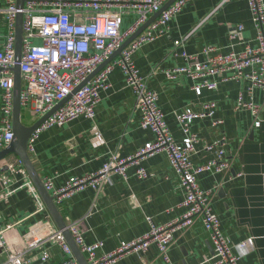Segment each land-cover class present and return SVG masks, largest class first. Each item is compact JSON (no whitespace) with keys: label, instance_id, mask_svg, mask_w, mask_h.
I'll use <instances>...</instances> for the list:
<instances>
[{"label":"crops","instance_id":"0c3cea01","mask_svg":"<svg viewBox=\"0 0 264 264\" xmlns=\"http://www.w3.org/2000/svg\"><path fill=\"white\" fill-rule=\"evenodd\" d=\"M3 5L0 0V8ZM133 19L134 15L124 17L121 31ZM4 24L0 13V42L5 37ZM237 25L243 26L238 35L235 34ZM255 33L246 0H192L168 23L165 35L144 45L133 56L140 75L147 77V88L157 94V106L177 143L182 142L183 135L175 114L186 108L196 111L207 102L216 103L213 119L222 121L217 129L211 128L209 118L191 124V131L199 142L190 161L194 165L206 162L213 153L206 152L204 147L221 137L226 139L231 170L225 174H200L198 182L210 195L212 213L238 257V264H264V93L260 89L253 92L254 103L263 110L260 128L253 129L250 113L234 110L239 93L245 92V82L219 83L216 89H203L198 95L192 90L197 81L185 75L169 81L164 71L182 64L174 53L184 50L194 54L207 45L220 48L222 54L239 52L244 43H252ZM185 37L188 38L183 47L174 46L175 41ZM212 80L218 82L216 78ZM108 83V89L100 92L93 121L80 117L46 129L35 139L29 156L42 181L51 178L54 185L62 186L71 177L99 171L113 155L126 157L154 140L149 130L139 127V111L118 68L109 75ZM21 122L25 126L36 122L31 109L21 108ZM96 132L100 141L95 139ZM8 166L23 169L13 154L0 160V173L10 176L11 186L16 189L7 201L0 200V229L11 226L7 239L17 242L37 222L45 220L46 215L51 227L59 230L47 209L42 213L36 211L25 186L31 181L29 177L27 180L21 174H10ZM138 167L146 171L145 178L136 176ZM239 173L240 177H234ZM183 200L178 177L167 156L158 153L143 160L140 166L128 167L125 178L111 175L109 182L99 189L86 188L56 207L66 226L76 223L85 243L102 242L98 251L101 256L116 250L121 242L146 234L150 228L147 219L154 226H162L179 218L185 211ZM174 237L168 263L162 260L157 247L151 245L144 254H130L114 264H201L213 256L208 234L198 219ZM247 239H252V246L240 248ZM44 248L50 251L53 261L60 260L58 246L48 243ZM36 253L32 252L29 257ZM35 263L33 260L32 264Z\"/></svg>","mask_w":264,"mask_h":264},{"label":"built area","instance_id":"2783aa9c","mask_svg":"<svg viewBox=\"0 0 264 264\" xmlns=\"http://www.w3.org/2000/svg\"><path fill=\"white\" fill-rule=\"evenodd\" d=\"M6 28L5 37L0 42V152L13 139L12 113L15 65V22L17 14H22V49L19 62L21 77L20 106L31 109L34 120H39L60 105L35 131L27 142V152L33 151V143L38 135L51 127L62 126L77 118L93 121L100 101V92L108 89L109 75L118 68L124 76L125 85L130 89L139 111V127L149 130L154 140L144 144L126 157L113 155L102 168L83 177H71L62 186L54 185L51 178L42 181L45 190L60 205L73 194L86 188L97 190L109 182L111 175L125 178L126 169L140 166V163L154 154L164 153L171 168L178 177L179 187L184 194V213L177 219L154 226L149 219V231L129 242H121L119 247L101 256L98 251L102 242L87 244L76 223L67 225L74 244L83 255L86 264H114L130 254H144L149 246L155 245L165 263L169 262L168 251L175 241L174 235L193 226L198 219L207 232L213 248V256L201 264H238V257L224 236L218 218L212 213L211 198L201 189L198 176L203 173L225 174L231 170V158L226 154V139H220L204 147L213 156L206 162L194 165L190 157L195 153L198 136L191 131V124L199 119H211V128L217 129L221 120L213 119L216 103L207 102L198 110L186 108L175 114V119L183 135L177 143L171 136L163 113L157 106V94L147 88V77L141 76L133 62V56L147 45L166 34L168 23L192 0H175L141 32L120 55L103 67L95 76L84 83L96 69L104 64L134 35L152 16L171 0H23V8H17V0H2ZM251 21L256 33L252 43H244L239 52L222 54L220 48L212 45L202 47L194 54L186 51L174 53L182 64L164 71L167 80L174 81L185 75L197 81L192 90H213L219 83L230 81L245 82V92H241L234 110H246L253 118V129L261 126V106L253 101V92L260 89L264 93V1L246 0ZM134 15L130 26L121 31L124 17ZM243 26L235 27V34L242 32ZM188 37L175 41V47H183ZM234 36H231L233 39ZM216 78L217 81L212 79ZM246 96V97H245ZM95 139L101 137L96 132ZM10 174L18 173L28 180L24 168L7 167ZM146 171L138 167L136 176L146 177ZM239 173L234 177H240ZM12 179L0 173V200L7 201L15 193ZM32 201L39 213L46 208L31 181L25 183ZM49 216L37 222L17 242L7 239L11 230L7 225L0 229V264H78L66 243L62 232L54 230ZM52 243L60 249L61 257L53 261L51 253L44 246ZM252 239L242 242L240 248H250ZM37 252L34 257H29ZM2 260V261H1Z\"/></svg>","mask_w":264,"mask_h":264},{"label":"water","instance_id":"95a60500","mask_svg":"<svg viewBox=\"0 0 264 264\" xmlns=\"http://www.w3.org/2000/svg\"><path fill=\"white\" fill-rule=\"evenodd\" d=\"M175 0H171L162 9L152 16L139 30L128 38L124 44L110 57L104 64L99 66L96 71L87 78L84 82L86 83L89 81L93 76H95L100 70L103 69L109 62L115 59L117 56L120 55L121 51L128 46V44L133 41L141 32H143L151 22H153L160 14L163 12L167 7H169ZM17 8H23V0H17ZM21 49H22V14H17L16 22H15V65L12 69L13 76H14V88H13V113H12V133L13 139L11 143L0 152V160L8 155H15L22 167L24 168L25 172L27 173L29 179L31 180L36 192L38 193L39 197L41 198L45 208L49 212L52 220L58 227L59 231L62 232V235L70 247L74 258L76 259L78 264H86L83 255L80 253L77 246L74 244V241L67 230V226L65 225L63 218L61 217L56 205L53 202V198L50 194L45 190L42 180L36 171L33 163L30 159V156L27 152V142L31 134L38 128L60 105L64 102L60 103L56 108H54L51 112L37 120L31 126H25L21 122V106H20V92H21V77H20V68L19 62L21 59Z\"/></svg>","mask_w":264,"mask_h":264}]
</instances>
